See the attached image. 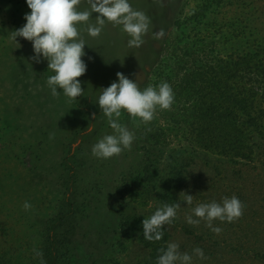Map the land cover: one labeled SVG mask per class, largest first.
Instances as JSON below:
<instances>
[{
    "label": "rangeland",
    "instance_id": "1",
    "mask_svg": "<svg viewBox=\"0 0 264 264\" xmlns=\"http://www.w3.org/2000/svg\"><path fill=\"white\" fill-rule=\"evenodd\" d=\"M128 2L150 20L144 43L130 48L123 26L107 20L95 38L87 25L78 24L87 43L86 72L77 78L83 95L70 101L62 89L58 97L51 94L47 78L55 73L46 59H31L32 43L12 39L31 11L26 0H0V264H144L150 247L140 236L142 221L176 203L177 215L158 241L177 243L192 264H264V117L249 140L252 153L225 156L194 141L192 104L176 94L180 78L221 61L216 57L224 56L223 34L231 41L248 22L264 47V0H212V7L220 3L199 16V24L195 10L208 0ZM89 8L82 0L78 10ZM96 15L89 23L95 24ZM161 29L164 36L156 39ZM190 52L195 53L188 60ZM169 70L176 79L163 75ZM117 72L140 90L169 83L174 103L170 110L157 108L149 123L122 109L119 122L135 137L131 149L103 159L92 147L114 131L97 101L103 88L117 81ZM253 74L249 77L257 78ZM166 178L180 187L165 192ZM185 193L193 195L191 205L183 201ZM232 196L245 205L243 215L234 222L214 220L219 234L205 220L187 223V216L198 219L192 212L198 204H222ZM60 225L57 232L47 230Z\"/></svg>",
    "mask_w": 264,
    "mask_h": 264
},
{
    "label": "clouds",
    "instance_id": "2",
    "mask_svg": "<svg viewBox=\"0 0 264 264\" xmlns=\"http://www.w3.org/2000/svg\"><path fill=\"white\" fill-rule=\"evenodd\" d=\"M82 0H26L30 13L25 14L26 23L12 32V39L23 37L32 43L34 56L32 60L39 63L41 58L47 60L48 70L54 72L47 78V85L53 97H58L62 89L69 100H76L83 95L78 77L86 72V64L82 59L86 55V43L78 24L87 25L85 31L93 38L101 34L105 21L114 25H122L123 30L131 37L128 46L139 48L143 36L147 33L150 20L142 12L134 10L128 0H87L89 9L79 11ZM97 13L95 24L89 23L92 13ZM164 36L161 29L155 34L156 39ZM91 59V58H89ZM117 81L103 88L98 97L100 110L108 119L114 134L105 135L92 147V154L98 158L108 159L119 156L124 150H130L134 141V133L119 122L121 110H126L133 117H139L143 123L154 119L157 108L170 110L174 103V92L167 82H162L158 88L148 86L140 90L136 81L117 72ZM95 116V114H93ZM54 134H50L52 138ZM186 204L191 205L193 195H184ZM180 204H165L158 208L153 215L142 221L143 236L148 241H158L163 237V227L171 224L177 215ZM25 210L31 208L28 202L23 205ZM245 205L238 197L224 198L222 204L215 201L201 203L192 209L195 217L187 216L190 225H198L205 220L207 226L216 234L222 229L213 227L214 220L234 222L243 215ZM157 264H192V256L181 252L177 243H169L166 249H160ZM195 254L204 259L203 250L194 249ZM38 257L42 252L36 251ZM43 264V261H42Z\"/></svg>",
    "mask_w": 264,
    "mask_h": 264
},
{
    "label": "trees",
    "instance_id": "3",
    "mask_svg": "<svg viewBox=\"0 0 264 264\" xmlns=\"http://www.w3.org/2000/svg\"><path fill=\"white\" fill-rule=\"evenodd\" d=\"M212 3V0H208L200 9L195 10L194 22L199 24L202 19L198 17L204 16L209 8L215 10L220 2H215L213 7ZM209 25L215 26L213 23ZM253 31V25L246 22L241 25L240 31L233 33L231 41L227 33L223 34L226 47L221 51L224 56L216 57L221 61L215 66L207 64L208 70L199 71L195 75L192 72L188 73L176 83L179 87L176 94L185 97V100L192 104L189 120L193 124L190 125L193 131L190 130L194 141L212 152L225 156L243 157L246 153L251 154L253 147L248 146L249 140L256 132L259 133L258 122L264 117V103H261L264 100L261 99L264 95V91H261L264 89V47L259 41L260 37L257 38ZM201 41L207 43V40ZM193 51L200 49L196 48ZM194 53L187 54V59L189 60ZM183 63L185 71H190L187 62ZM253 71L257 78L249 77L254 75ZM172 73L176 79L174 70L166 71L163 75L171 79ZM214 129H217L215 130L217 132H214ZM165 182L169 184L165 192L169 188L180 187V182L177 184L175 179L166 178ZM61 226H54V229L47 227V230L57 232ZM140 236L150 247L144 264H157L158 256L161 254L159 250L166 249L168 245L166 240L163 238L162 241L147 242L143 236V228ZM48 247L46 246L47 249ZM56 253L58 254V251Z\"/></svg>",
    "mask_w": 264,
    "mask_h": 264
}]
</instances>
